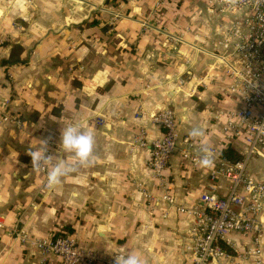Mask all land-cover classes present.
I'll list each match as a JSON object with an SVG mask.
<instances>
[{"label": "crops", "instance_id": "obj_1", "mask_svg": "<svg viewBox=\"0 0 264 264\" xmlns=\"http://www.w3.org/2000/svg\"><path fill=\"white\" fill-rule=\"evenodd\" d=\"M82 1L0 0V41L7 40L0 58L24 61L0 65V264H64L56 255L41 263L14 227L37 237L73 234L100 255L95 264L118 254H136L142 264H188L191 218L139 190L155 197L162 190L147 165L150 142L161 133L150 114L171 106L181 139L240 156L243 143L232 142L227 152L222 130L223 113L234 105L217 57L226 52L229 14L209 0ZM21 12L20 27H10ZM74 123L93 133L95 163L81 167L63 153L75 171L48 190L29 153L46 141L50 168L61 155L62 128ZM193 127L204 135L192 138ZM141 129L144 145L134 140ZM250 170L263 176L264 158L251 161ZM163 176L179 204H195L211 183L178 152ZM227 187L219 179L216 192L222 196ZM231 237L234 253L251 240Z\"/></svg>", "mask_w": 264, "mask_h": 264}, {"label": "built area", "instance_id": "obj_2", "mask_svg": "<svg viewBox=\"0 0 264 264\" xmlns=\"http://www.w3.org/2000/svg\"><path fill=\"white\" fill-rule=\"evenodd\" d=\"M161 2L156 0V5ZM208 3L210 7L220 4V11L229 14V26L221 42L226 52L217 57L225 69L224 92L234 105L223 113L222 130L229 146L239 140L243 143L242 152L233 158L215 146H207L213 159L210 168H203L211 182L209 187L199 193L195 204L177 203L163 171L174 152L192 168H202L197 164L202 144L188 137L180 138L175 111L165 106L150 114L151 121L161 127V133L151 140L147 160L162 190L158 197L142 185L139 190L150 201L167 202L191 218L186 247L188 264H264V221L261 219L264 175L257 176L250 170L251 161L264 158V0H236L231 7L226 6L225 0ZM3 116V120L11 118ZM16 122L20 124L19 120ZM144 137L145 130L141 129L134 140L144 145ZM37 170L46 177L45 170ZM222 178L228 181V187L221 196L216 192V185ZM12 233L39 254L41 263L50 255L60 257L64 264H95L101 259L95 250L81 246L70 233L37 237L17 227ZM233 234L251 237L240 253L232 250ZM109 264H115V260Z\"/></svg>", "mask_w": 264, "mask_h": 264}, {"label": "clouds", "instance_id": "obj_3", "mask_svg": "<svg viewBox=\"0 0 264 264\" xmlns=\"http://www.w3.org/2000/svg\"><path fill=\"white\" fill-rule=\"evenodd\" d=\"M236 0H225L226 6H234ZM189 135L196 139L204 135L199 127H193ZM95 138L91 131L83 130L82 123H74L63 127L59 138L60 158L57 163L48 167L52 155L48 154L47 142L44 141L42 150H36L29 153L31 164L34 169H43L46 171L45 188L54 189L62 183L71 172L75 171V166L63 159V153L72 154L76 163L81 167L92 166L95 163L94 156ZM202 155L199 157L197 164L202 168H210L213 164L211 152L207 146L201 147ZM115 264H142L140 257L136 254L116 255Z\"/></svg>", "mask_w": 264, "mask_h": 264}, {"label": "rangeland", "instance_id": "obj_4", "mask_svg": "<svg viewBox=\"0 0 264 264\" xmlns=\"http://www.w3.org/2000/svg\"><path fill=\"white\" fill-rule=\"evenodd\" d=\"M26 3H29L28 1H26ZM73 3L75 4V5H81L82 3H83V1L82 0H73ZM25 16H23V13L21 12V13H19L18 14V17H16V18H14V19H12V21L10 22V27H12V28H19L20 27V20H22L23 18H24ZM20 19V20H19ZM26 19V18H25ZM23 21V20H22ZM4 41H6L7 42V40H5V39H2V41H0V45H2L3 43H4ZM21 50V49H20Z\"/></svg>", "mask_w": 264, "mask_h": 264}, {"label": "trees", "instance_id": "obj_5", "mask_svg": "<svg viewBox=\"0 0 264 264\" xmlns=\"http://www.w3.org/2000/svg\"><path fill=\"white\" fill-rule=\"evenodd\" d=\"M89 23H90V25L96 24V20L93 19V20L89 21ZM22 62H24V61L21 59H18V58H13V59H11V58H0V65H12V64H16V63H22ZM225 150L227 152L228 151L230 152L231 147L229 146V147L225 148Z\"/></svg>", "mask_w": 264, "mask_h": 264}]
</instances>
